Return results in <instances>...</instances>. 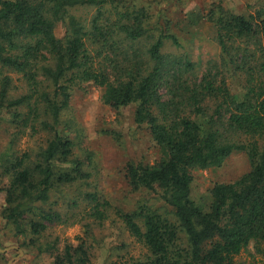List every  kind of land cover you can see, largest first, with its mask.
<instances>
[{
    "label": "trees",
    "instance_id": "16d2710c",
    "mask_svg": "<svg viewBox=\"0 0 264 264\" xmlns=\"http://www.w3.org/2000/svg\"><path fill=\"white\" fill-rule=\"evenodd\" d=\"M130 1L0 0V120L14 126L13 138L32 136L43 113L51 124L44 118L40 127L53 133L33 155L0 157V217L16 236L29 234V245L49 254L50 264H90L84 238L62 247L41 239L49 226L69 222L49 207L51 196L90 176L73 158L75 142L61 120L73 88L91 83L111 110L135 106L134 123L147 127L159 149L153 164L126 165L131 190L154 194L169 211H116L148 250L134 264H234L250 245L264 264V11L255 18L211 12L219 63L203 68L170 49L181 44L169 20L153 21ZM81 8L94 13L79 17ZM8 72L21 76L25 95L12 98ZM235 79L241 89L232 93ZM235 152L246 155L250 170L194 201L192 171L220 167ZM85 197L92 224L116 209L95 194ZM92 224L84 225L87 239Z\"/></svg>",
    "mask_w": 264,
    "mask_h": 264
},
{
    "label": "rangeland",
    "instance_id": "374dc122",
    "mask_svg": "<svg viewBox=\"0 0 264 264\" xmlns=\"http://www.w3.org/2000/svg\"><path fill=\"white\" fill-rule=\"evenodd\" d=\"M131 4L144 7L152 20L164 23L170 21L172 32L177 35L180 48L174 49L177 55H187L192 62L203 68L208 62L219 63V49L215 42V31L208 21L211 12L219 16L221 11L229 14L256 17V12L264 11V0H131ZM221 9V10H220ZM92 8H81L75 14L90 16ZM63 28L59 25L56 36L62 37ZM171 53L170 50H166ZM199 66V67H201ZM12 81V98L26 94V85L20 75L7 73ZM232 93L239 91L238 79L229 81ZM102 91L91 83L74 87L68 108L64 111L61 124L68 127L66 134L75 142L73 158L84 162V170L90 174L80 181L51 196L49 207L66 217L67 224H53L47 228L41 242L56 241L62 247L66 243L77 244L84 238L90 251V264H134L147 259L148 250L130 233L116 215L138 210L146 205L151 211L167 215L168 209L157 196L146 191H133L125 180L126 165L129 162L153 164L158 160L159 149L154 144L146 126L134 123L135 106H128L120 112L107 107L101 100ZM26 112V108L21 109ZM45 118L41 113L34 125L36 133L19 135L13 138L14 126L0 120V157L41 151L46 147L53 133L47 127H40ZM51 124L49 117L45 118ZM66 166V165H65ZM250 170L246 155L235 152L220 167L206 170H193L191 198L200 202L207 191L217 183H231ZM5 180L0 178V188ZM86 194H95L106 199L116 209H108V219L101 224H92L88 212L92 204ZM4 192L0 191V211L4 206ZM92 224V238L84 235V225ZM26 226V225H25ZM29 234L15 235L12 226L0 217V264H50L52 257L40 254L29 245ZM234 264H262L252 245L235 258Z\"/></svg>",
    "mask_w": 264,
    "mask_h": 264
},
{
    "label": "water",
    "instance_id": "95a60500",
    "mask_svg": "<svg viewBox=\"0 0 264 264\" xmlns=\"http://www.w3.org/2000/svg\"><path fill=\"white\" fill-rule=\"evenodd\" d=\"M7 249H5V250H0V252H5Z\"/></svg>",
    "mask_w": 264,
    "mask_h": 264
},
{
    "label": "crops",
    "instance_id": "0c3cea01",
    "mask_svg": "<svg viewBox=\"0 0 264 264\" xmlns=\"http://www.w3.org/2000/svg\"><path fill=\"white\" fill-rule=\"evenodd\" d=\"M5 250V249H4Z\"/></svg>",
    "mask_w": 264,
    "mask_h": 264
}]
</instances>
